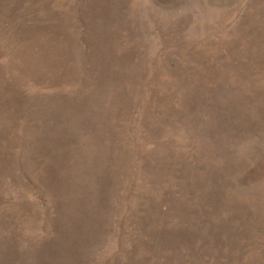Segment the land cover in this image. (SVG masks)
<instances>
[{"label":"rangeland","instance_id":"1","mask_svg":"<svg viewBox=\"0 0 264 264\" xmlns=\"http://www.w3.org/2000/svg\"><path fill=\"white\" fill-rule=\"evenodd\" d=\"M0 264H264V0H0Z\"/></svg>","mask_w":264,"mask_h":264}]
</instances>
